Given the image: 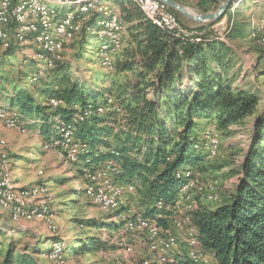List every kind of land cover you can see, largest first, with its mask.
Masks as SVG:
<instances>
[{"label":"trees","instance_id":"obj_1","mask_svg":"<svg viewBox=\"0 0 264 264\" xmlns=\"http://www.w3.org/2000/svg\"><path fill=\"white\" fill-rule=\"evenodd\" d=\"M119 6V14L129 28L113 70L123 76L111 80L104 95L114 97L120 106L123 124H113L117 121L116 111L97 112V106L105 101L97 102L95 98L102 96L101 92L88 91L75 81L57 89L44 84L45 88L36 92L14 86L9 104L17 105L22 114L34 115V123L41 122L40 132L45 139L71 124L84 144L80 154L83 161L93 164L109 157L118 159L120 180L135 182L140 191L144 206L141 215L161 224H166L165 219L155 216L162 213L170 218L165 207L173 204L186 178L184 172L200 167L206 156L197 139L200 132L196 120L214 121L223 134H229L230 125L255 117L251 146L234 189L215 207L198 204L188 215L196 229L198 248L210 253L216 264H264V108L259 110L258 96L252 89L234 84L236 71L231 70L230 46L218 36L209 37L211 25L228 15L229 8L217 20L186 27L192 35L183 38L156 26L130 1L121 0ZM170 9L179 18V13ZM236 13L238 9L233 11V18L228 16L227 36L244 38L249 35L250 23L235 19ZM89 24L91 21L86 27ZM85 30L80 38L88 36ZM196 36L200 40H195ZM99 39L102 45L104 39ZM59 63L62 61L56 59L53 66L42 68L55 69ZM36 94H53L63 104H41ZM75 106L86 117L73 121ZM54 117L57 128L51 134ZM51 139L59 137L48 141ZM179 170L183 173L177 175ZM158 201L163 207L156 206ZM89 223L96 225L94 220ZM143 260L136 264H144ZM172 261L156 259L149 264L191 263L189 256L180 254ZM1 264L43 263L32 254H13L9 249Z\"/></svg>","mask_w":264,"mask_h":264},{"label":"rangeland","instance_id":"obj_2","mask_svg":"<svg viewBox=\"0 0 264 264\" xmlns=\"http://www.w3.org/2000/svg\"><path fill=\"white\" fill-rule=\"evenodd\" d=\"M92 1H90L91 4ZM180 1L181 4L195 13H206L214 12L223 0ZM119 2L121 0H95L94 4L89 7L91 12L76 14L79 18L78 21L84 18L83 14L89 13L91 17L89 20L87 18L86 21H83L82 30L77 32L76 35L66 40L61 39L62 45L59 51L52 55L53 60L51 64L46 62L43 64L36 59H32L33 53L26 51L24 47H11L9 49L3 48L1 46L3 44L0 43V105L7 109L10 107L19 111L16 106L2 102L4 94L9 93L10 88L13 87L12 81H16L15 84H18L17 86L28 87L31 92L44 89V84L49 86L46 88L57 89L71 81H75L88 91L101 92L102 96L97 95L95 98L97 102H101L104 98L105 101L99 104V106L102 105V111H98L97 106V112L102 114L108 110L116 111L117 121L113 124L115 127L123 124L120 106L114 97L110 95L105 96L108 93L104 92L111 80L115 78L121 79L123 76L122 74L114 73L113 70L114 60L121 52L122 47L125 46L128 38L127 30L129 28V24L126 23L125 25L123 20L125 17L120 15ZM130 3L135 6L131 1ZM61 6L56 8L55 11L62 13L73 12V14L78 12L76 11L77 9H74L76 7L75 3L70 0H64ZM69 6H73L74 8H68ZM232 6L234 7L232 8ZM77 7L80 8L78 5ZM235 9H238V13L234 14L235 19L242 18L244 21L250 23L249 35L244 38H231L227 36V32L229 31L228 16L230 15L233 18L232 13ZM229 10L228 15H225L221 20L211 25L209 30L212 31L209 37L215 38L218 36V38L226 41L230 48L237 50L236 58L232 64V69L236 64V67L234 66V70L236 71L234 84L240 87V84L244 83L245 85L243 86L252 89L258 96L259 110H261V108H264V0H235L229 7ZM112 14H119L118 16L123 25L121 34L119 35L121 39L116 48H113L112 43L108 42V34L99 35L102 32V29H100L101 23L108 20L107 16ZM143 16L145 17L144 14ZM175 16L183 26L184 37H191L192 32H189L187 28H195L199 24L185 19L180 13L179 18L177 15ZM57 21L58 17L55 22ZM89 21H91L89 25L92 27L89 25L86 27ZM83 26L88 31V36L80 38L84 29ZM0 28L3 30H15L12 26H0ZM255 33H258V37L255 36ZM99 38H103L104 42L107 41L106 46L111 47L108 50L112 52V61L107 66H104L106 64H103L102 60L98 59V50L102 43V40ZM197 38L200 39L199 36L194 37V39ZM56 59L62 61V63H59L55 69L42 68L53 66ZM110 65L111 67H108ZM243 71V78L237 82V77L241 76ZM35 98L39 102L44 103V105L52 107L63 104V101L53 94L45 97V100L44 97L38 94L35 95ZM75 109L82 112L77 106H75ZM89 114L90 111H88L87 116ZM20 115L19 120L22 129L18 128L17 125L15 127H7L0 124V139L5 141V146L0 148V156L4 154L8 163L3 168L7 169L6 174L12 180V184L15 187L27 186V183L26 185L17 184V179H20L22 182H29V185H31L30 183L33 179L37 181L39 177V181L45 182L51 196L50 208L54 211L60 232L57 236L50 235L45 224L39 220L22 222L21 225L13 224L1 227L0 264L9 249L13 254L17 251L32 254L43 264H136V262L143 259V262L148 260L149 264L150 260L155 262L156 259L163 257L165 260L173 258L174 261L175 256L179 254L188 257L189 249L192 247L184 239L191 237L188 235L189 233L195 232L193 235H197V233L187 215L188 213L186 214L187 211L182 210L181 213L174 215L175 221L179 222V225L176 227L172 224L171 217L168 218L167 215L165 216L162 213L160 216H155V218L157 217L156 219L163 218L166 221V224H161L154 220L162 228L161 230L172 234L176 238V242L166 243L163 246V250L157 253L150 247L151 241L154 239L151 234L133 233L126 230L124 226L123 220L125 217L137 212L142 214V210H144L140 191L137 188V193L135 192V195L128 197L124 208H120V210L110 214L104 213L85 194L84 188L86 184L84 176L81 179L77 177L82 175V168L90 169L98 167L105 162L112 161V158L109 157L93 164L83 161L80 154L84 149V144L77 137L79 143V151L76 154L77 159L69 162L59 154L63 147H57L62 143L60 141L61 134H63L61 131L59 133V130H56L53 135L54 137L42 138L35 133V128L31 127V124L34 123L30 120L34 121V119H28L27 114L25 115L21 112ZM74 116L75 112L72 114L73 121L80 120L78 117L75 119ZM254 118L250 116L241 124L230 125L232 132L229 134H223L214 121H207L205 126H201V121L196 120V130L200 132L197 139L199 138L200 148L206 156L199 163L200 167H195L191 171L198 170L200 172L198 175L199 181L215 180V190L219 196L221 195L220 200L216 202L208 200L206 195L196 194V208L201 201L206 204H219L234 189L241 175L240 168L244 156L248 153L251 146ZM66 126H70L74 130L71 124H67ZM210 126H213L220 135V145L215 149L214 154L216 155L214 157H209L202 149L200 140V134H206L204 133V128ZM74 136H76L75 131ZM58 137L59 139H51L53 141L47 140ZM53 146L55 147L53 148ZM49 149H52V151ZM111 152L113 153L114 151L111 150ZM51 153H54L57 159L59 157L62 163L60 161L56 163L57 161L52 157ZM74 167L80 169H76V174L73 173L74 175L69 174L67 170ZM196 172H194V175L197 174ZM181 173H183V170L178 171V174ZM44 178L45 180H43ZM128 201L129 203L127 204ZM126 205L129 207L127 208ZM90 220H94L96 225H91L92 223H89ZM1 225H3V221H0ZM22 225H26L27 227H22ZM57 239L64 242L65 250V252L62 250L63 261L60 263L50 260L47 257L48 253H46L51 248L50 241ZM127 247H130V249L126 250ZM193 247L198 248L197 244ZM208 256L210 255L208 254ZM213 261L212 263L215 264V261Z\"/></svg>","mask_w":264,"mask_h":264},{"label":"bare ground","instance_id":"obj_3","mask_svg":"<svg viewBox=\"0 0 264 264\" xmlns=\"http://www.w3.org/2000/svg\"><path fill=\"white\" fill-rule=\"evenodd\" d=\"M63 1L64 0H14V5L9 9V12L4 8V4H0V26H12L15 28V30H3L0 28V43L3 44L1 46L3 48L24 47L26 51L33 53L31 56L32 59H36L43 64L45 62L51 64L53 60L52 55L57 53L62 45L61 39L66 40L76 35L77 32L82 30L83 21H86L87 18L89 20L91 17L89 13L83 14L84 18L78 21L79 18L76 14L80 12H91L89 7L94 4L95 0L92 1V4L90 2L91 0H70L75 3L76 7L69 6L68 8L71 7L78 11L74 14L73 12L62 13L55 11L56 8L62 7L61 4ZM130 1L156 26L163 30L173 32L176 36L184 37V31H179L176 24L161 20L159 16H156L155 10L149 7L147 0ZM77 5L80 8H78ZM233 7L234 6H232V8ZM118 15L112 14L107 16L108 20L102 22L100 25L102 32H100L99 35L108 34V42L112 43L113 48H116L118 42H120L121 38L119 35L123 28L122 21ZM9 16H11L12 20ZM57 17L58 21L55 22ZM180 29H182L181 24ZM255 36L258 37V33H255ZM195 40L200 39L197 38ZM106 45L107 41H105L98 50V59H101L103 64H106L104 66L111 64L112 61V52L108 50L111 47ZM108 67H111V65ZM98 111H102V105H98ZM6 117L15 119L16 124H14L13 121H8ZM20 117V111L17 109L14 110L10 107L7 109L0 105V123L2 125L7 127H15L17 125L18 128L22 129L19 120ZM77 117L81 120L86 116H81L79 111L76 110L74 118L76 119ZM204 129V133L206 134H200L201 147L209 157H214L216 155L214 154L215 149L220 145V135L213 126ZM60 131L63 133L60 138L62 143L57 147H63V149L59 154L65 159L69 156V162L75 161L77 159V151H79V143L77 140L78 138L74 136V130L70 126H64ZM4 146L5 141L0 139V148ZM7 165L6 156L1 154L0 211H7L11 221L14 223L33 220L42 221L49 230L50 235L57 236L60 230L56 223L54 211L50 208L51 196L47 185L45 183H36L29 186L15 187L12 184V180L9 179L6 174L7 169L3 168ZM196 171H191V169H189L184 172L186 178L178 188V194L173 204L165 207L170 211L172 224L175 227L179 225V222L175 221L173 218L174 215L181 213L182 210L187 211V214L190 210L195 208L196 194L206 195L208 200L210 199L216 202L220 200L219 198L221 195L219 196L218 192L215 190L216 181H199L198 175L200 172L198 170ZM119 172L120 162L118 159L114 158H112V161L105 162L98 167L90 169L82 168L81 174L84 176L86 184L84 188L85 194L92 203L98 205L99 208L107 214L114 213L120 210V208H124L128 197L137 193L135 182L120 180ZM194 172L197 174L194 175ZM177 175L180 174L177 172ZM108 185H112V194L109 198ZM93 192H95L97 196H94ZM105 201H108V209ZM161 203V201H158L156 206L159 208L163 207V203ZM152 224L159 226L154 220L144 217L138 212L124 218L126 230L133 233L138 232L143 235L151 234V236L154 237L150 247L157 253L163 250V246L166 243L176 242V238H174L172 234L163 232L162 230L161 236L156 232L145 230V226H150ZM4 226L6 225L3 224L0 228ZM193 233L195 234V232ZM193 233H189L188 235L191 237L184 239V241L188 242L192 247L188 252L191 263L213 264V260H211L213 258L208 256L205 251L193 247L196 244L198 245L197 236L193 235ZM50 243L51 248L47 252V257L55 263L62 262L64 242L57 239L55 241H50ZM129 249L130 247L126 248V250ZM157 260L159 262L165 261L164 257ZM147 263L148 260H145L144 264Z\"/></svg>","mask_w":264,"mask_h":264},{"label":"crops","instance_id":"obj_4","mask_svg":"<svg viewBox=\"0 0 264 264\" xmlns=\"http://www.w3.org/2000/svg\"><path fill=\"white\" fill-rule=\"evenodd\" d=\"M175 1H178V2H181L180 0H175ZM196 1V0H195ZM196 2H199V0H197ZM236 53H237V50H235V49H233V48H231V57L233 58V61H234V59L236 58L235 56H236ZM258 64H259V61H258ZM237 65H238V63H237ZM235 67H236V64L234 65ZM234 66H233V71H235L234 70ZM246 67V66H245ZM244 67V68H245ZM243 73H244V71L241 73V76H239V77H237L238 78V80H237V82H239V81H241V79L243 78ZM16 83V81H12V84H13V87L12 88H10V90H9V93L7 92V93H5L4 94V99L2 100V102H6V103H8L9 104V101H8V96L10 95V93H12V90H13V88H14V86H17L18 84H15ZM243 85H245L244 83H242V84H240V87H242L243 89H248V88H246L245 86H243ZM6 87H8L7 85H6ZM0 89H1V86H0ZM46 98L44 97V100H45ZM44 100H42V101H44ZM41 104H44V103H41ZM16 107H17V105H16ZM18 108V107H17ZM34 117V115H32V114H27V118L28 119H32ZM36 117V116H35ZM37 120V119H36ZM31 122H33L34 123V121L33 120H30ZM50 121V120H49ZM57 119H56V117H54L53 118V125H52V128H51V131H50V133L51 134H53V131L57 128ZM198 121H201L200 123H202V124H200L201 126H205V124L207 123V120H205V119H200V120H198ZM28 123H30V122H28ZM1 124V123H0ZM32 126L31 127H34L35 129H34V131H35V133L36 134H38L40 137H42V135H41V132H40V126H41V122H37V123H34V124H31ZM200 126V127H201ZM54 135V134H53ZM53 135H51V136H53ZM42 138H44V137H42ZM47 140H49V139H47ZM47 142V141H46ZM45 142V143H46ZM55 146H53V148H54ZM7 148H8V145H7ZM49 150H51L52 151V149H49ZM10 153V152H9ZM51 155H52V157L54 158V159H56V163H58V161H60V159H59V157H58V159H57V157H56V155L54 154V153H51ZM61 162V161H60ZM62 163V162H61ZM76 169L77 170H79L80 168H78V167H74V168H70V169H68L67 171H68V173L69 174H71V175H74L73 173H75L76 174ZM37 175V174H36ZM37 177H39V176H37ZM41 177H43V176H41ZM77 177H79L80 179H81V177H82V175H79V176H77ZM40 180V177H39V179L37 180V181H35L34 179L32 180V182L30 183L31 185L33 184V183H45L44 181H39ZM43 180H45V178L43 179ZM33 181H35V182H33ZM16 183L17 184H19V185H26V183H27V186L29 185L28 183L29 182H22L20 179H17L16 180ZM129 203V201L127 202V204ZM200 204H203V205H206V206H208V207H215L217 204H213V203H210V204H206L205 202H200ZM126 207L128 208L129 206H127L126 205ZM0 221H3V224L4 225H6V226H9V225H16V224H18V225H21V223L22 222H20V223H14V222H12L11 221V219H10V216H9V214L7 213V211H5V212H3V211H0ZM23 222H30V221H23ZM26 225H28V224H26ZM26 225H22V227H27ZM209 255H210V257H212L213 258V256L210 254V253H208ZM213 260V259H212ZM215 261V260H214ZM215 263V262H214ZM216 264V263H215Z\"/></svg>","mask_w":264,"mask_h":264},{"label":"built area","instance_id":"obj_5","mask_svg":"<svg viewBox=\"0 0 264 264\" xmlns=\"http://www.w3.org/2000/svg\"><path fill=\"white\" fill-rule=\"evenodd\" d=\"M149 3V7L155 10L156 16H159V19L165 20L168 22H171L172 24H176L178 26V30L182 31L180 29V22L178 21L177 17L175 14L172 12L170 7L166 5L164 2L161 0H147ZM0 4H4V8L7 9V12H9V9H11L14 5V0H0ZM11 19V16H9ZM12 20V19H11ZM113 101V100H112ZM58 104V103H57ZM8 121H13L14 124H16V120L12 118L6 117ZM69 159V156L66 158V160ZM109 187V194L108 198L112 194V185H108ZM94 196H97L95 192H93ZM108 209V201H105ZM161 227L157 226L155 224H152L150 226H145V230H150L152 232H156L159 236H161Z\"/></svg>","mask_w":264,"mask_h":264},{"label":"water","instance_id":"obj_6","mask_svg":"<svg viewBox=\"0 0 264 264\" xmlns=\"http://www.w3.org/2000/svg\"><path fill=\"white\" fill-rule=\"evenodd\" d=\"M170 8L180 13L185 19L197 24L207 23L217 20L232 5L235 0H223L214 12L195 13L185 5L175 0H161ZM185 27V26H184Z\"/></svg>","mask_w":264,"mask_h":264}]
</instances>
